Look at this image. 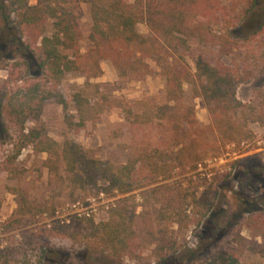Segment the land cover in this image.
I'll return each instance as SVG.
<instances>
[{"label": "trees", "instance_id": "16d2710c", "mask_svg": "<svg viewBox=\"0 0 264 264\" xmlns=\"http://www.w3.org/2000/svg\"><path fill=\"white\" fill-rule=\"evenodd\" d=\"M82 4L87 6L91 20L86 35L89 48L85 52L79 49L83 34L77 20V10ZM0 11L5 21L14 20L22 51L34 58L39 70L38 77L15 82L1 93L0 118L11 135L8 143L0 142V178L21 176L23 170L17 158L22 150L30 148L34 155L47 156L44 165L48 173L60 175L74 187L95 182L99 177L122 195H128L142 189L141 182L148 180L156 186L139 193L140 205L134 204L135 196L125 197L108 221L91 225L86 239L93 238L94 246L112 258L129 257L138 264H145L141 254L147 246H153L155 264H175L177 250L168 236V225L175 224L181 230L199 224V220L188 222L186 215L197 188L182 187L171 181V161H167L168 155L178 157L187 147L191 149L187 164L192 165L186 173L197 170L200 160L193 148L198 142L189 139V145L185 143L187 130L194 129L198 122L194 109L182 104V87L187 84L192 98L200 101L207 112L209 127L221 143L240 145L253 139L250 127L264 125V83L253 89L254 98L247 102L239 101L236 91L264 77V54H260L264 21L254 31L236 35L235 24H228L229 19H224L212 0H5ZM49 22L52 33L46 36ZM222 22L228 26L220 28ZM137 24L146 26L148 37L137 33ZM191 44L228 58V63L219 58L207 61L198 55L192 71L184 58ZM146 60L165 77V103L156 107V112L139 113V106L153 99L128 104L101 95L102 86L94 84L92 87L99 95L94 103L83 97L84 90L68 97L77 118L67 116L65 123L79 132L88 122L87 110L97 115H124L130 126L145 124L150 130L178 133L182 140L176 153L173 147L167 149L168 153L154 147L139 148L133 150L126 163L112 166L89 156L73 142L66 140L58 144L48 136L40 118L48 101L65 106L67 100L59 92L65 75L78 74L88 87L90 80L100 77L101 63L107 61L118 79L140 81L151 73ZM28 123L32 126L26 129ZM11 192L17 198L15 215L18 216L0 223V264H43L41 258L32 260L21 246L10 243L11 236H5L20 226L30 208L23 189ZM206 203L204 200L203 204ZM137 206L143 208L136 217L142 221L140 227L129 221ZM245 228L252 240L264 237L261 217L249 216ZM59 233L70 238L74 230L66 225ZM25 238L30 244L33 242L31 235ZM232 242L236 248L228 253L226 264H238V257L246 248H260L239 233L232 236ZM40 250L46 259L47 252ZM189 256V262L179 259L180 264L199 261L198 255Z\"/></svg>", "mask_w": 264, "mask_h": 264}, {"label": "rangeland", "instance_id": "374dc122", "mask_svg": "<svg viewBox=\"0 0 264 264\" xmlns=\"http://www.w3.org/2000/svg\"><path fill=\"white\" fill-rule=\"evenodd\" d=\"M4 1L0 0V5ZM212 1L224 19H229L228 24H235L236 35L252 32L264 21V0ZM77 20L83 34L79 49L80 52H85L89 48L86 35L91 25L86 5L79 6ZM226 26L227 23L222 22L219 27ZM136 31L142 37L149 36L144 24H137ZM51 33L49 22L45 35L49 36ZM261 39L264 43V35ZM20 43L14 20L10 18L5 21L4 14L0 11V96L13 83L39 76L34 58L22 51ZM260 54H264V45L261 46ZM198 55L207 61L219 58L228 63V58L191 44V50L184 54V58L192 71L194 59ZM146 62L151 67V73L140 81L118 79L110 63L104 61L101 63L100 77L90 80V86L86 87L85 80L78 74L71 73L61 81L59 92L67 100L69 96L84 90L83 97L92 104L99 96L92 85L98 84L102 86L99 90L101 95L128 104L153 99L152 102L142 103L139 113H154L156 107L165 103V77L153 63L148 60ZM263 83L264 77H258L249 84L240 86L236 91L237 99L242 102L253 99V89ZM182 90V104L194 109L198 122L194 129L187 130L189 132L186 133L185 143L189 145V139L198 142L193 148L199 153L200 160L197 162V170L186 173L192 165L187 164L191 149L186 146L183 154L178 157L168 155L167 161H171V181L182 187L197 188L195 200L190 201L186 215L189 216L188 222L199 220V224H192L181 230L175 224L168 225V236L177 250L173 262L180 264L181 259L189 262L190 253H194L199 258L195 264H226L228 253L236 248L232 236L239 233L247 241L256 242L260 248H246L238 257V264H264V237L252 240L250 232L245 228V220L249 216L264 220V125L250 127L254 138L243 144H223L210 129L207 112L200 101L192 98L190 87L184 84ZM67 116L77 118L75 106L69 100L64 107L53 101L45 103L40 121L48 136L58 144L66 140L73 142L88 152L89 156L112 166L126 163L133 150L139 148L154 147L162 152L173 147V153H176L182 140L178 133L168 130H150L145 124L130 126L124 120V115H97L91 110L86 111V127L75 132L67 127ZM31 126L28 123L25 128ZM10 135L11 132L0 118V142L8 143ZM168 152L167 150L166 153ZM46 158V155H34L30 148L22 150L17 158V164L23 170L22 175L17 179L5 176L0 178V223L18 216L15 215L17 198L11 192L12 189H23L30 207L20 226L5 235L12 237L10 243L21 246L32 260L41 258L43 264H138L129 257L112 258L108 252L94 246L93 238L86 239V236L89 237L92 224L108 221L125 197L135 196L134 204L140 205L142 201L138 197L139 193L156 185L144 180L141 182L142 189L122 195L104 178L97 177L95 182L88 181L82 187H74L60 175L48 173L44 165ZM101 192L107 198H115L114 207L92 220L72 221L68 225L74 230L73 235L70 238L61 237L59 231L66 225L53 221L54 211L63 209L66 204L76 200L95 197ZM200 198L202 202H199ZM204 200L207 202L205 205ZM142 211L143 208L137 206L133 214L130 212L132 215L129 221L133 226H141L142 221L136 217ZM145 212L144 210V214ZM27 235L33 238L31 244L25 238ZM40 248L47 252L48 255L44 254L46 259ZM152 251L153 246H147L141 254L145 264H155Z\"/></svg>", "mask_w": 264, "mask_h": 264}, {"label": "built area", "instance_id": "2783aa9c", "mask_svg": "<svg viewBox=\"0 0 264 264\" xmlns=\"http://www.w3.org/2000/svg\"><path fill=\"white\" fill-rule=\"evenodd\" d=\"M199 168V167H198ZM115 198H107L102 192L95 197L76 200L66 204L63 209L53 213V221L59 225H68L72 221H87L114 207Z\"/></svg>", "mask_w": 264, "mask_h": 264}]
</instances>
